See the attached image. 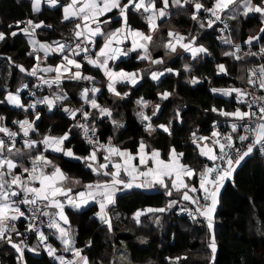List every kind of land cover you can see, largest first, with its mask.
I'll use <instances>...</instances> for the list:
<instances>
[{
	"label": "snow or ice",
	"instance_id": "1",
	"mask_svg": "<svg viewBox=\"0 0 264 264\" xmlns=\"http://www.w3.org/2000/svg\"><path fill=\"white\" fill-rule=\"evenodd\" d=\"M62 9V22L73 25L71 41H57L55 46L37 39V30L51 28L44 21L33 19L17 20L15 25L8 24L9 29L15 28L9 33L0 31V42L6 40V36H17V31L22 32L28 39L32 51L28 53L37 61L29 70L23 65H15L21 73L33 77L36 83L34 89L43 90L47 86L49 95L42 99L22 102L21 92L28 90L30 97L36 96V91L29 88L28 83H22L15 92L6 91L0 105H10L24 113L23 119H13L11 124L16 126L15 130L7 124V117L0 114V243L10 246L16 254L17 264H27L25 251L40 256L46 252L58 264H92L83 249L76 246L74 233L71 230L70 221L65 211L66 207L77 211L94 203L98 205L99 211L95 215L112 230L111 218L108 214L109 206L116 203L118 193L131 192L132 190H163L164 195L171 198L165 207L148 208V213L164 214L179 206L181 213L186 212L192 220L202 218L209 237L206 244L210 249L208 255L209 264H214L218 244L215 235V213L219 204L221 189L226 181L233 180V173L242 162H246L253 154L264 157V63L248 69L247 85L241 87H229L218 89L210 88L213 94L223 97H233L237 105H244L246 110L237 106L228 111L223 108L211 107L210 111L224 117L231 129L228 133H220L213 123V131L210 136H197L191 133V142L199 149V155L206 157L212 165L204 164L199 170L181 162L183 152H177L175 146H170L167 159L161 158L159 149L150 148L141 139L135 152L130 149L121 148L113 144V137L109 136L106 142H101L97 135V122L109 121L113 126V132L124 127L122 116L120 119L113 116V109L98 102V93L101 88L96 86V78L84 74L82 68L84 62L95 69H99L106 78V87L109 93L123 100L129 96V92L121 93L116 85L124 84L135 86L143 77L138 71L128 72L116 64L121 57H127L132 52H137V59L148 61L152 64H162L164 58L152 57L151 43L156 31L160 28L158 21L170 17V8L175 7L177 11L191 12V19L198 24L199 28H211L216 22H224V14L227 19H235L242 14H259L261 27L256 36H249L245 43L249 51L244 56L260 57L264 60V0H243L237 4V0H209L206 6L202 0H32V10L39 13L42 6ZM235 6V7H231ZM242 9V11H241ZM115 11L118 27L104 30L103 25L111 24L113 17L109 13ZM201 11L204 15L201 16ZM130 14H139L147 24V32L132 28L129 23ZM106 17V19H101ZM24 27L21 28L20 25ZM225 28L227 25L225 24ZM198 35V33H197ZM169 37L163 43L165 56L177 52V46L184 52L190 53L193 60L198 59L200 54L211 55L209 50L202 44L197 45V36L189 33L187 36L169 30ZM99 38V42H98ZM130 40V46L126 42ZM186 41V42H185ZM223 43L229 44L233 51H224L222 55L233 57L237 61L242 57L238 55L242 51L239 44L231 39L222 38ZM260 44L259 51H251L253 42ZM123 46V47H122ZM40 53H43L41 57ZM58 55L59 62L55 65L46 64L50 55ZM77 57H80L78 60ZM7 60L11 61L8 57ZM14 64V62H12ZM44 63L45 66L40 65ZM217 75L224 73L228 75L224 64H219ZM73 68L75 69L73 71ZM186 72H191L190 66H185ZM171 67L150 73L151 80L159 81L165 73H173ZM179 75V73H175ZM86 81L91 87L84 86L80 94L83 104L79 108L64 106L68 99L63 89V82ZM200 78L192 76L187 83L195 85ZM209 83L210 80H209ZM257 93H260L259 95ZM161 100H167L172 93L169 91L157 92ZM139 110L135 115L144 125V130L151 135L157 128H162L169 136L172 135L170 120L168 124H153L152 117L157 116L160 104L157 103L151 113L146 114L151 101L143 97L135 101ZM59 104L74 123L61 135L53 134L51 128L45 134H40L36 121L40 119L37 105H45L51 112ZM255 108V110H253ZM90 109V110H89ZM32 119H29V117ZM79 117V118H78ZM175 119L182 123L180 113L177 110ZM148 123H144V122ZM72 127L81 131L84 142L89 146L88 154L79 156L70 144ZM33 136H41L34 139ZM22 141L17 147L18 138ZM69 141L66 146L65 142ZM211 141V144L201 143ZM236 141L239 143L237 144ZM42 146V147H41ZM218 146L219 152L214 149ZM50 153L52 158H49ZM61 154L65 158L81 161L84 166L91 169L92 174L97 177L94 182L81 185V181L75 180L69 183V177L54 161ZM102 160V162H101ZM193 176L198 178L197 187L189 184L186 179ZM186 201L194 205V209L181 206ZM145 210H137L134 219L139 224L140 217ZM23 218L25 231H19L17 222ZM159 224V219L155 220ZM67 225L68 227H64ZM47 227L54 230L52 234L63 245V253H71L70 259L59 254V250L48 242V236L42 230ZM35 232L37 243H27V234ZM147 241L142 240L141 243ZM122 243V242H121ZM85 247H91L89 241ZM122 264H131L126 255L120 256ZM171 260L172 258H168ZM179 260L180 258H176Z\"/></svg>",
	"mask_w": 264,
	"mask_h": 264
},
{
	"label": "trees",
	"instance_id": "2",
	"mask_svg": "<svg viewBox=\"0 0 264 264\" xmlns=\"http://www.w3.org/2000/svg\"><path fill=\"white\" fill-rule=\"evenodd\" d=\"M207 6L209 0H202ZM243 2V0H237ZM259 3V0H255ZM109 15L113 17L112 26L118 27L115 13ZM172 15L160 24V28L155 32L151 43L152 57L164 58L162 67L160 64L153 65L148 61H136L137 53H134L126 61H121L117 65L119 68L128 71H138L143 77L135 86H119L121 93L127 91L130 94L129 100H121L117 97L111 98L103 91L98 96V102L113 109V116L120 119L124 127L113 132V126L107 120L97 122L101 139L106 141L109 136L113 137V143L121 148L130 149L135 152L138 142L143 139L150 148L159 149L161 158L167 159L170 146H175L177 152H183L181 162L194 169H201L207 164V159L199 155V149L191 142V133L196 132L197 136H208L212 131L213 123L226 121L224 117L210 111L215 106L218 109L234 110L237 106L246 110L244 105H237L233 97L216 96L210 92L211 87L218 89L229 87L249 88L247 85L248 69L264 63L260 57L244 56L249 51V46L245 43L249 36H256L259 32L260 17L258 15L237 16L235 19L225 20L228 22L230 32L224 38L231 39L235 44L241 46L242 51L238 53L242 57L237 61L233 57L222 55L224 51H233L231 45L223 43L215 38V29L207 27L199 28L198 24L191 19V11L179 13L175 7L170 8ZM201 11L200 15L202 16ZM178 17V18H176ZM172 18V19H170ZM33 19L44 21L45 25L50 24L51 28L38 29L37 36L41 41L48 42L52 38H62L72 40V24L62 22V9L49 8L43 6L39 13H34L30 0H0V31L6 34L15 28L9 29L8 24L15 25L17 20ZM129 23L132 28L147 32V24L139 14H130ZM172 30L189 33L197 36L196 44L206 47L211 55L200 54L198 59L193 60L191 55L176 53L165 56V50L157 47V40L162 38L164 43L168 41L167 32ZM198 33V35H197ZM99 42V40H98ZM186 42V41H185ZM264 42V36H262ZM260 44L253 43L251 51L258 52ZM158 48V49H156ZM32 51L27 37L17 31V36H6V40L0 42V99H3L6 91L15 92L22 83L32 85L33 77L21 73L15 65H23L26 69H31L37 61L28 53ZM10 57L9 62L7 58ZM80 59V57H79ZM53 65L59 62V56L48 59ZM224 64L228 75H217L218 65ZM188 65L192 71L186 72L184 66ZM166 67L173 68V73H165L158 81L151 80L150 73L163 70ZM82 71L84 74L92 75L96 78V86L103 79L100 70L84 64ZM175 73H179L176 75ZM192 76L200 78V82L192 85L187 83ZM209 80L211 83H209ZM85 81L63 82V89L71 94L70 100L66 101V106L77 107L83 101L80 100L82 88ZM48 89L44 91L45 94ZM169 91L172 95L167 100H161L157 92ZM75 92V93H73ZM151 101L147 109L151 116L154 106L159 103L160 110L157 116L152 117L151 123L168 124L171 120L172 135L169 136L162 128L149 135L143 127L140 119L135 115L139 110L135 101L141 98ZM22 102L28 103L25 94L21 92ZM61 106L51 114L43 105H37L40 112V119L36 121L39 133L45 134L49 128L53 134L61 135L72 126V120L67 113L61 111ZM59 109V110H57ZM180 113L182 123L175 119L176 111ZM0 114L7 117V124H11L13 119H23L24 113L10 105H0ZM31 117V116H30ZM29 117V118H30ZM32 118V117H31ZM34 139L41 136H33ZM22 143L18 144L20 147ZM66 146L69 141L65 142ZM70 144L74 146L73 151L79 156L88 154V148L83 142V136L79 130L72 127L70 134ZM209 144V143H208ZM49 158H52L50 153ZM55 163L69 177V180L81 181V185L94 182L95 177L91 169L84 166L81 161H74L58 155ZM102 162V160H101ZM233 180L227 181L219 196V204L215 213V235L218 249L215 255L214 264H264V161L259 154H253L246 159L241 166L237 167L233 173ZM195 185L198 187V178L195 177ZM176 198V193L173 197ZM170 197L164 195L163 190L147 192L143 190H132L131 192L118 193L116 203L109 206L108 214L111 218L112 230H108L107 224L102 222L96 215L99 207L96 204H89L86 207L74 211L70 207L66 209L70 226L74 231L76 246L83 249L84 254L89 256L92 264H118L115 259L116 253L123 242L127 246L130 259L135 263L153 264H209L207 249V230L204 225L197 224L187 218L176 215L175 208L165 213L166 223L169 225L167 231L164 228L153 229L148 232L149 220L154 214L148 213V208L165 207ZM190 205L186 201L181 202V206ZM137 210H145L138 224L134 219ZM19 231L22 232L21 223L17 222ZM51 242L60 251L61 245L50 235ZM202 236L206 237L203 238ZM200 238V239H199ZM142 240L147 241L141 243ZM91 247H85L88 242ZM122 242V243H121ZM37 242L30 239L28 244L35 245ZM168 258H172L169 260ZM27 264H58L48 257L45 252L36 256L25 251ZM0 264H17L16 254L9 245L0 243Z\"/></svg>",
	"mask_w": 264,
	"mask_h": 264
},
{
	"label": "built area",
	"instance_id": "3",
	"mask_svg": "<svg viewBox=\"0 0 264 264\" xmlns=\"http://www.w3.org/2000/svg\"><path fill=\"white\" fill-rule=\"evenodd\" d=\"M204 15H210V14H202V16H204ZM223 19H224V22L223 23H221V22H216L211 28H214L215 29V38L217 39V40H222V38H224V36L227 34V33H229L230 32V27H229V24H228V22L225 20V18H224V16L222 17ZM205 23L207 24V21L205 20ZM225 24L227 25V28H225ZM20 27L21 28H23L24 27V25L23 24H21L20 25ZM38 31V30H37ZM57 41H61V42H63V41H71V40H65V39H62V38H52V39H50L49 41H48V44H51V45H53V46H55V44H54V42H57ZM137 61H140L139 59H137ZM41 67H43V65H40ZM36 83V80H35V78H34V82H33V84L32 85H29V88L30 89H32V90H34V91H36V96L35 97H30L29 95H28V90H25V91H23V93L25 94V97H26V99H27V101L29 102L30 100H35V99H39V97L40 96H42V94L44 93V91H45V89L47 90L48 88H47V86H44L43 87V90H38V89H34L33 88V85ZM85 86H87V87H91L92 86V84H86ZM258 95L260 94V93H257ZM130 94H129V96L127 97V98H125V100H129L130 99ZM137 99H139V98H137ZM136 99V100H137ZM145 100V99H144ZM146 101H148V100H146ZM149 106H150V104H149ZM149 106H148V108H149ZM80 106H78V107H76V108H79ZM147 108V109H148ZM147 109H145V112H146V114H148V111H147ZM253 110H255V108L253 109ZM69 118L72 120V118L69 116ZM79 118V117H78ZM72 123H74V121L72 120ZM144 123H148L147 121L146 122H144ZM15 127L16 126H14V127H12L13 128V130H15ZM143 127H144V125H143ZM77 129V128H76ZM98 129V128H97ZM216 129L220 132V133H228V132H230L231 131V129H230V127H229V123H227L226 121H224V122H220V123H216ZM77 130H79V129H77ZM80 131V130H79ZM212 131H213V126H212ZM211 131V132H212ZM80 133H81V131H80ZM82 134V133H81ZM97 135L100 137V140H101V142H106V141H104V140H102L101 139V136H100V133H99V130L97 131ZM18 139V144L20 143V139H19V137L17 138ZM83 142H84V139H83ZM236 143L238 144L239 142L238 141H236ZM17 144V145H18ZM84 144H86L85 142H84ZM87 145V144H86ZM88 146V145H87ZM214 151H216L217 153L219 152V148H218V146L214 149ZM260 155V154H259ZM207 159V158H206ZM263 161H264V157H263ZM207 164L209 165V166H211L212 165V162H207ZM186 207H190V208H193L194 209V205H189V206H186ZM69 207H66V209H68ZM66 209H65V211H66ZM176 215L177 216H179V217H184V218H187V219H189V220H191V221H193V222H196L197 224H202L203 223V221H202V218H199L197 221H194V220H192L191 219V217L186 213V212H184V213H181L180 211H179V207H177V209H176ZM18 222H20L21 223V227H22V232H24L25 231V224L27 223L26 221H24L23 220V218H21V220L20 221H18ZM44 232H45V234L48 236V242L49 243H51L54 247H55V245L51 242V238H50V236H49V233H50V231H53V230H49V229H47V227H44L43 229H42ZM30 239H34V240H36V242H37V238H36V234H35V232H32V233H28L27 234V243H28V241L30 240ZM56 248V247H55ZM46 253V252H45ZM47 254V253H46ZM66 258H68V259H70V258H72L71 256H68V255H64Z\"/></svg>",
	"mask_w": 264,
	"mask_h": 264
},
{
	"label": "rangeland",
	"instance_id": "4",
	"mask_svg": "<svg viewBox=\"0 0 264 264\" xmlns=\"http://www.w3.org/2000/svg\"><path fill=\"white\" fill-rule=\"evenodd\" d=\"M31 1V0H30ZM237 4H242L241 2H238ZM233 7H235V6H233ZM189 11H191V12H194L195 11V9H194V7L193 8H191ZM241 11H242V9H241ZM179 13H185V12H188V11H185V10H180V11H178ZM226 15L227 14H224V16L226 17ZM254 15H258L259 16V14H249V16H254ZM238 16H243L242 14H240V15H238ZM176 18H178V17H176ZM168 19V18H167ZM170 19H172V18H170ZM24 20H27V19H24ZM228 20H230V19H228ZM183 34V33H182ZM162 42H164V40L162 39V38H159L158 40H157V47L158 48H160L161 50L163 49V50H165L164 49V46H163V43ZM253 43H256L255 41L253 42ZM158 48H156V49H158ZM177 51H178V54H183L184 53V51L181 49V48H179V46H177ZM137 53V52H136ZM134 54V53H133ZM186 54L187 55H191L190 53H187L186 52ZM204 55V54H203ZM46 64H50V65H53V64H51L50 62H49V60L47 59V61H46ZM153 65H156V64H153ZM163 65L162 64H160L159 65V67H162ZM186 66V65H185ZM185 66H184V69H185ZM99 70V69H98ZM219 75H224V73H220ZM163 76H161L160 78H159V80L162 78ZM189 80V79H188ZM155 82H158V81H155ZM139 83V82H138ZM137 83V84H138ZM120 85H123V86H125L124 84H117L116 85V88H117V90H119V86ZM98 87H100L101 88V92L103 91L104 93H106V95H108L109 97H111V98H114L115 96L114 95H112L111 93H109L108 92V90H107V87H106V78L105 77H103V79L101 80V81H99V83H98V85H97ZM64 91H65V89H64ZM67 94H68V96H69V98H70V96H71V94L70 93H68L67 91H65ZM73 93H75V92H73ZM100 95V93H98L97 94V96H99ZM216 96H218V95H220V94H215ZM233 95H234V93H233ZM68 100V99H67ZM67 100H65L64 101V106H66L67 104H66V101ZM57 107L59 106L60 107V105L59 104H57L56 105ZM12 107V106H11ZM47 109V108H46ZM56 109H55V107H54V109L51 111V112H49V113H53L54 111H55ZM57 110H59V109H57ZM61 111L62 112H64L63 110H62V108H61ZM65 113V112H64ZM29 119H32L31 117L29 118ZM38 121V120H37ZM38 139H40V138H38ZM67 142V141H66ZM202 144L203 143H206V142H201ZM114 144V143H113ZM118 145V144H117ZM42 147V146H41ZM58 155H61V154H56V156H58ZM50 156V155H49ZM70 159V158H69ZM71 160H74V161H78V160H75V159H71ZM243 163V162H242ZM195 177L196 176H193L192 178H190V179H186V182L187 183H189V184H195V182H194V180H195ZM69 181V183H74V181H72V180H68ZM227 182V181H226ZM225 182V183H226ZM225 185V184H224ZM80 187H82V185H79V186H75V188L76 189H79ZM222 190L223 189H221V192H222ZM221 192H220V194H221ZM90 204H93V203H90ZM86 207V206H85ZM167 213V212H166ZM142 216V215H141ZM145 217V216H144ZM144 217H140V220L142 219V218H144ZM159 219V224H157L156 222H155V220L156 219ZM166 220H167V216H166V214L164 213V214H154L153 216H152V220H149V228H148V232L150 231V230H152L153 229V233H156V231H155V229H158V228H164V231L166 232L167 231V229H168V227H169V225L166 223ZM64 227H68L67 225H64ZM72 229V228H71ZM157 234V233H156ZM264 235V234H263ZM203 238H205V241L207 240L206 239V237H204V236H202ZM200 239V238H199ZM67 255H71V253H66ZM122 255H126L127 257H128V259L131 261V264H137V263H135L134 261H132L131 259H130V255H129V251H128V249H127V246L125 245V243L123 242V244H122V246L119 248V250L117 251V253H116V256H115V259L117 260V262H118V264H122V262L120 261V256H122ZM175 261H179V260H174L173 262H172V264H174L175 263ZM125 264H126V262H125ZM138 264H142V263H138ZM144 264H153V263H151L150 261H148L147 263H144Z\"/></svg>",
	"mask_w": 264,
	"mask_h": 264
},
{
	"label": "crops",
	"instance_id": "5",
	"mask_svg": "<svg viewBox=\"0 0 264 264\" xmlns=\"http://www.w3.org/2000/svg\"><path fill=\"white\" fill-rule=\"evenodd\" d=\"M31 3H32V0L30 1ZM241 3H243V2H241ZM44 6H47V5H44ZM231 7H233V6H231ZM42 8H43V6H42ZM110 14V13H109ZM108 14V15H109ZM110 16V15H109ZM168 17H165V18H163L162 20H160V21H158V24L160 25L162 22H164L166 19H167ZM101 19H106V17H102ZM113 21V20H112ZM103 28H104V30L105 31H107L109 28H114L113 26H112V23L111 24H105V25H103ZM37 39L40 41V42H42V43H44V42H46V41H41L40 39H39V37L37 36ZM169 39V38H168ZM98 40H99V38H98ZM46 43H48V42H46ZM123 46H130V40L129 41H127L126 42V45H123ZM122 46V47H123ZM32 48V47H31ZM133 53H136V52H132V53H130L129 54V56H127V57H121L118 61H116V64H118L119 62H121V61H126L128 58H130V56L133 54ZM186 53V52H185ZM40 55H41V57H43V53H40ZM53 56H58V55H50L49 56V58H51V57H53ZM48 58V59H49ZM77 59L79 60V57H77ZM42 65L43 66H45V64L44 63H42ZM75 69L73 68V71H74ZM139 75H140V73H138ZM142 79H140L139 80V82L141 81ZM66 81H68V80H65L64 82H66ZM67 94V93H66ZM45 95H49V91H46L45 92V94L44 95H42V96H40L39 97V99H42ZM67 96H68V94H67ZM68 100H70V98H69V96H68ZM81 100V99H80ZM82 101V100H81ZM44 107H46L45 105H43ZM59 107V106H58ZM66 107H68V106H66ZM55 108H57V106L55 107ZM69 108H73V107H69ZM206 143H209L210 144V142L209 141H207ZM209 162H211V161H209ZM69 182V181H68ZM76 186H79V185H76ZM224 187V186H223ZM153 191H155V190H148L147 192H153ZM84 208V207H83ZM72 230V232L74 233V231H73V229H71ZM54 231V230H53ZM53 231H50V235H52V237L55 239V241L56 242H58L60 245H61V250L59 251V254H62V255H65L66 253H63V251H62V249H63V245L60 243V241L58 240V239H56V237L52 234V232ZM56 247V246H55Z\"/></svg>",
	"mask_w": 264,
	"mask_h": 264
},
{
	"label": "bare ground",
	"instance_id": "6",
	"mask_svg": "<svg viewBox=\"0 0 264 264\" xmlns=\"http://www.w3.org/2000/svg\"><path fill=\"white\" fill-rule=\"evenodd\" d=\"M84 64H87V63L84 62ZM41 65H42V64H41ZM84 84H88V85H89L90 83L85 81ZM82 104H83V103H81L79 106L81 107ZM89 110H90V109H89ZM210 135H211V133H210L208 136H210ZM209 142H210V144H211V141H209ZM20 143H22V141H20ZM20 143H19V144H20Z\"/></svg>",
	"mask_w": 264,
	"mask_h": 264
},
{
	"label": "clouds",
	"instance_id": "7",
	"mask_svg": "<svg viewBox=\"0 0 264 264\" xmlns=\"http://www.w3.org/2000/svg\"><path fill=\"white\" fill-rule=\"evenodd\" d=\"M136 61H137V59H136ZM141 61V60H140ZM78 107V106H77ZM74 108H76V107H74ZM68 115V114H67ZM68 117H69V115H68ZM187 206H189V205H187ZM179 207V206H178ZM176 209H177V207L175 208V211H176Z\"/></svg>",
	"mask_w": 264,
	"mask_h": 264
}]
</instances>
